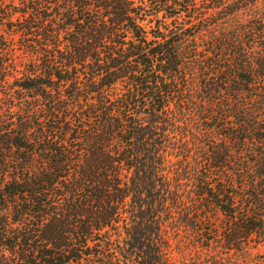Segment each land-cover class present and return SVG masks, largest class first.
<instances>
[{"label": "trees", "instance_id": "trees-1", "mask_svg": "<svg viewBox=\"0 0 264 264\" xmlns=\"http://www.w3.org/2000/svg\"><path fill=\"white\" fill-rule=\"evenodd\" d=\"M179 228L264 264V0H0V264H170Z\"/></svg>", "mask_w": 264, "mask_h": 264}, {"label": "rangeland", "instance_id": "rangeland-1", "mask_svg": "<svg viewBox=\"0 0 264 264\" xmlns=\"http://www.w3.org/2000/svg\"><path fill=\"white\" fill-rule=\"evenodd\" d=\"M186 214L196 216L195 212L189 208L178 212L177 216H186ZM177 228V226H172ZM180 239L170 241L168 251L170 264H237L235 261L224 259V255L216 252L208 253L200 249L199 240L196 238L194 230L188 228H179Z\"/></svg>", "mask_w": 264, "mask_h": 264}]
</instances>
